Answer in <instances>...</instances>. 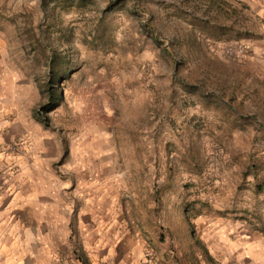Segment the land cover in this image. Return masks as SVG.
Returning a JSON list of instances; mask_svg holds the SVG:
<instances>
[{
  "label": "rangeland",
  "instance_id": "obj_1",
  "mask_svg": "<svg viewBox=\"0 0 264 264\" xmlns=\"http://www.w3.org/2000/svg\"><path fill=\"white\" fill-rule=\"evenodd\" d=\"M253 6L0 0L8 168L63 169L64 199L86 183L154 257L166 249L199 264L214 229L264 237V47ZM61 259H72L64 245Z\"/></svg>",
  "mask_w": 264,
  "mask_h": 264
},
{
  "label": "crops",
  "instance_id": "obj_2",
  "mask_svg": "<svg viewBox=\"0 0 264 264\" xmlns=\"http://www.w3.org/2000/svg\"><path fill=\"white\" fill-rule=\"evenodd\" d=\"M248 1L262 19L264 47V0ZM260 59L264 76V56ZM1 140L7 144L11 139ZM9 153L0 150L5 167L0 169V264H62L63 245L72 255L69 264H185L172 259L166 249L155 250L153 261H146L140 231L109 213L106 198L93 194L85 183L84 193L64 199L68 185L56 175L63 169H9ZM208 236L212 240L199 264H264L260 234L242 237L229 229H214ZM70 238L72 243L77 238L78 245H70Z\"/></svg>",
  "mask_w": 264,
  "mask_h": 264
},
{
  "label": "built area",
  "instance_id": "obj_3",
  "mask_svg": "<svg viewBox=\"0 0 264 264\" xmlns=\"http://www.w3.org/2000/svg\"><path fill=\"white\" fill-rule=\"evenodd\" d=\"M146 261L151 262L154 259V253L152 250H148L145 254Z\"/></svg>",
  "mask_w": 264,
  "mask_h": 264
}]
</instances>
